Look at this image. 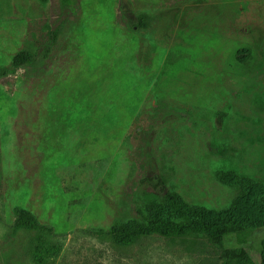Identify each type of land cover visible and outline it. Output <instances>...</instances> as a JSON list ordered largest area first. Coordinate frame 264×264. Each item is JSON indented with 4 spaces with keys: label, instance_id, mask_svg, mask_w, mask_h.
<instances>
[{
    "label": "rangeland",
    "instance_id": "rangeland-1",
    "mask_svg": "<svg viewBox=\"0 0 264 264\" xmlns=\"http://www.w3.org/2000/svg\"><path fill=\"white\" fill-rule=\"evenodd\" d=\"M60 24L50 61L0 79V264H241L224 255L238 249L259 264L264 226L223 249L79 232L133 222L142 176L138 200L213 214L244 184L264 191V0H0V67ZM16 207L63 236L56 258L29 251Z\"/></svg>",
    "mask_w": 264,
    "mask_h": 264
},
{
    "label": "trees",
    "instance_id": "trees-1",
    "mask_svg": "<svg viewBox=\"0 0 264 264\" xmlns=\"http://www.w3.org/2000/svg\"><path fill=\"white\" fill-rule=\"evenodd\" d=\"M61 9L76 11V0H58ZM130 30L138 33L143 30L146 13H134ZM46 36L40 49L33 51L25 48L18 52L8 66L0 67V79L15 74L20 69L31 68L36 71L50 61L59 38L64 33V24L54 29L45 27ZM147 180L145 176L137 182L133 192L135 220L128 225L112 227L108 230H80L79 233L97 240H106L117 244H134L138 241L159 237L179 239L182 241L205 239L210 244L223 249L224 240L233 237L238 244H246L248 237L255 229L264 226V191L253 190L254 187L244 184L231 207L222 214L204 212L187 205L178 195L166 191L163 196L144 194L138 200V192ZM158 186L157 182H154ZM245 200V203L242 202ZM146 201V203H145ZM172 215L164 216L165 211ZM11 228L32 232L35 236L29 244V251L45 259L58 256L63 245V236L56 234L51 226L40 224L34 216L22 208L12 211ZM261 259L264 264V240L262 241ZM228 260L241 264H255L244 249L224 250Z\"/></svg>",
    "mask_w": 264,
    "mask_h": 264
}]
</instances>
